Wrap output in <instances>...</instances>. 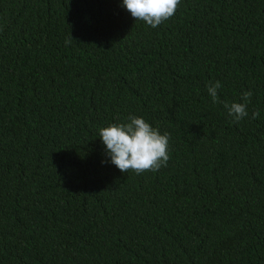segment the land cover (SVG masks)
Returning a JSON list of instances; mask_svg holds the SVG:
<instances>
[{
	"label": "trees",
	"instance_id": "obj_1",
	"mask_svg": "<svg viewBox=\"0 0 264 264\" xmlns=\"http://www.w3.org/2000/svg\"><path fill=\"white\" fill-rule=\"evenodd\" d=\"M121 5L0 0V264H264V0H180L157 28ZM217 80L252 91L239 123ZM132 115L166 167L102 163Z\"/></svg>",
	"mask_w": 264,
	"mask_h": 264
},
{
	"label": "clouds",
	"instance_id": "obj_2",
	"mask_svg": "<svg viewBox=\"0 0 264 264\" xmlns=\"http://www.w3.org/2000/svg\"><path fill=\"white\" fill-rule=\"evenodd\" d=\"M180 4V0H122V7L132 18L141 20L151 28H157L171 19ZM72 38V37H71ZM66 40L65 43H69ZM220 81L208 82L206 90L213 103H223L227 114L234 123L248 116L247 105L253 95L251 90L241 94L242 102L220 101L218 90ZM259 117V111H253L252 119ZM99 138L104 145L105 156L122 173L129 171L137 175L145 171L156 172L166 167L170 159L169 134H161L143 117L129 116L126 122L111 123L99 129Z\"/></svg>",
	"mask_w": 264,
	"mask_h": 264
}]
</instances>
